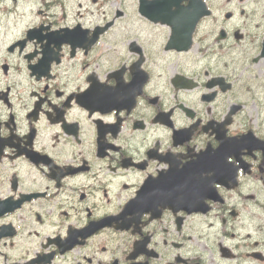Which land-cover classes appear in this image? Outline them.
Wrapping results in <instances>:
<instances>
[{
  "label": "flooded vegetation",
  "instance_id": "1",
  "mask_svg": "<svg viewBox=\"0 0 264 264\" xmlns=\"http://www.w3.org/2000/svg\"><path fill=\"white\" fill-rule=\"evenodd\" d=\"M192 1L177 90L139 0H0V264H264V0Z\"/></svg>",
  "mask_w": 264,
  "mask_h": 264
}]
</instances>
